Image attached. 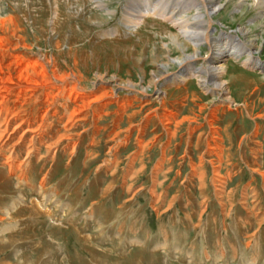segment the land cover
Masks as SVG:
<instances>
[{
  "label": "rangeland",
  "instance_id": "rangeland-1",
  "mask_svg": "<svg viewBox=\"0 0 264 264\" xmlns=\"http://www.w3.org/2000/svg\"><path fill=\"white\" fill-rule=\"evenodd\" d=\"M132 1L0 0V264H264V26L206 91Z\"/></svg>",
  "mask_w": 264,
  "mask_h": 264
},
{
  "label": "bare ground",
  "instance_id": "bare-ground-1",
  "mask_svg": "<svg viewBox=\"0 0 264 264\" xmlns=\"http://www.w3.org/2000/svg\"><path fill=\"white\" fill-rule=\"evenodd\" d=\"M140 1L130 3L135 10H129L128 7L125 9L126 15L129 14V17H126L129 21L124 26L126 28L131 27L134 17L146 15L142 14L145 11L150 12L149 14L154 15V17L158 16L159 19L169 21L176 28V33L172 34L171 37L172 42L175 47L181 50V56L176 59L177 65L182 66L179 69L180 75L176 76L177 78L183 73L189 74L194 76L206 91H209L210 87L216 91H221L223 86L217 82V77L222 72V64L215 63L217 59L225 56L238 59L243 56V64L255 68L263 66L262 62L252 57V51L254 49L257 51L261 42L255 43V39L248 35L250 30L245 27H238L233 30L239 35L214 32L216 28L213 23H217L215 14L224 7L225 0L222 2L219 0H155L154 5L150 3V0ZM231 1H234L232 4L239 7V11L243 15L254 12L252 19H259L255 22L256 24L254 23L255 26H264V0ZM110 14L112 15V12ZM203 46L208 48L205 56L206 61L203 60L206 64L194 66L189 63L194 58L201 56ZM187 49L191 52H187ZM160 66L162 69H166L168 64L162 63Z\"/></svg>",
  "mask_w": 264,
  "mask_h": 264
}]
</instances>
